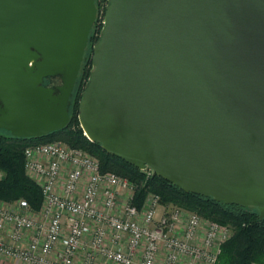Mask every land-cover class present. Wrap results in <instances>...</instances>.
<instances>
[{
    "label": "water",
    "instance_id": "95a60500",
    "mask_svg": "<svg viewBox=\"0 0 264 264\" xmlns=\"http://www.w3.org/2000/svg\"><path fill=\"white\" fill-rule=\"evenodd\" d=\"M96 18L95 0H0V130L68 126ZM91 66L77 110L90 142L264 219V0H107Z\"/></svg>",
    "mask_w": 264,
    "mask_h": 264
},
{
    "label": "built area",
    "instance_id": "2783aa9c",
    "mask_svg": "<svg viewBox=\"0 0 264 264\" xmlns=\"http://www.w3.org/2000/svg\"><path fill=\"white\" fill-rule=\"evenodd\" d=\"M24 158L27 175L40 187L42 206L32 212L24 201L0 202V259L135 264L142 249L137 264H214L230 237L228 228L194 213L183 223L187 212L179 208L157 218V195L148 196L143 213L127 206L119 215L117 200L134 185L114 172H102L98 159L81 149L59 141L35 144L24 150ZM141 171L145 177L155 175L150 168Z\"/></svg>",
    "mask_w": 264,
    "mask_h": 264
},
{
    "label": "trees",
    "instance_id": "16d2710c",
    "mask_svg": "<svg viewBox=\"0 0 264 264\" xmlns=\"http://www.w3.org/2000/svg\"><path fill=\"white\" fill-rule=\"evenodd\" d=\"M96 22L89 34L88 43L92 39L97 40L93 38ZM88 43L85 60L81 64L70 98V107L68 108L70 120L66 128L40 138L29 139L14 138L8 132L0 130L5 133H0V173L2 174L0 202L24 201L32 212L40 210L42 193L39 185L25 171L24 150L35 144L59 141L69 147L81 149L98 159L102 172H114L128 178L135 185L137 184L134 200L137 207L141 206L146 195L151 192L157 194L160 202L164 205H174L228 228L230 237L221 245L220 254L214 264H264V219H260L256 211L235 205H225L215 202L211 198L185 193L156 175H153L150 181H145V175L141 170L107 154L99 143H92L85 137L77 120V112L73 115L71 113V105L80 85L82 72L87 64ZM88 75L89 72H86L87 78Z\"/></svg>",
    "mask_w": 264,
    "mask_h": 264
},
{
    "label": "rangeland",
    "instance_id": "374dc122",
    "mask_svg": "<svg viewBox=\"0 0 264 264\" xmlns=\"http://www.w3.org/2000/svg\"><path fill=\"white\" fill-rule=\"evenodd\" d=\"M106 6H107V0H97V18H96V21L97 22H96V25H95L96 28H94V32H93V38H95L97 40L94 41L92 39L88 43V49H87V64L85 65V69L82 72V78H81V81H80V85L77 88L76 94L74 95L73 100H72V105H71V113H72V115L77 112V110H78V103H79V100L81 98V95H82L84 89L86 88V86H87V84L89 82L90 72H91V69H92V66L90 67V62H91V57H92V53H93V47L98 43V41L100 39V36H101L102 27H103L102 20H104ZM86 72H89L88 78L85 76ZM86 82H87V84L85 85ZM44 84L46 86L55 88L56 86L60 85L61 83H60V79H54V78L53 79H50V78H47L45 80ZM76 106H77V108H76ZM69 107H70V105H69ZM0 133L1 134H5L4 132H1V131H0ZM52 142H56V141H52ZM0 178H2V174L1 173H0ZM124 178H126V177H124ZM151 178L152 177H147L146 176L145 177V181L146 180H149L150 181ZM126 179L129 180L128 178H126ZM130 182L134 185V188L132 190L125 191V192L121 193V197H119L118 200H117V205H116L115 211L119 215H122L123 214L124 209L127 206H134V207L137 208V210L140 213H143L144 210L147 207V198H148V196L149 195H157L155 193L149 192L146 195L145 199L142 201L141 206L140 207H137L136 204L134 203V200H135V190L137 189L138 185L137 184L135 185V183L132 182V181H130ZM176 208L177 207H175L174 205H171V204H167V205L162 204L160 202V199H159V207H158V210H157V218H159L167 210L176 209ZM181 210H183V209H181ZM183 212H185V213L187 212L186 215H183V217H182L183 218L182 219V222L184 223V221H186L188 215L189 214H193V212H189V211H186V210H183ZM202 219L204 221H209V220H206L204 218H202ZM40 220L44 221L45 219H40ZM110 242H111V240H110ZM110 242L107 241V244H110ZM81 254L82 255H85V253H84L83 250L81 251ZM141 255H142V249H139V251H137V253H136L135 257H134L135 264H137L140 261ZM160 257H162V255H160ZM159 260H160V258H159Z\"/></svg>",
    "mask_w": 264,
    "mask_h": 264
},
{
    "label": "crops",
    "instance_id": "0c3cea01",
    "mask_svg": "<svg viewBox=\"0 0 264 264\" xmlns=\"http://www.w3.org/2000/svg\"><path fill=\"white\" fill-rule=\"evenodd\" d=\"M0 264H14L9 260L0 259Z\"/></svg>",
    "mask_w": 264,
    "mask_h": 264
},
{
    "label": "flooded vegetation",
    "instance_id": "af4514ba",
    "mask_svg": "<svg viewBox=\"0 0 264 264\" xmlns=\"http://www.w3.org/2000/svg\"><path fill=\"white\" fill-rule=\"evenodd\" d=\"M95 5H96V8H97V0H95ZM87 43H88V42H87ZM86 47H87V46H86ZM53 78H54V79H59V77H50V79H53ZM46 79H47V78H46ZM46 79L43 80V85H44V86H46V85L44 84V82H45ZM47 87H49V86H47ZM51 88H53V87H51Z\"/></svg>",
    "mask_w": 264,
    "mask_h": 264
},
{
    "label": "bare ground",
    "instance_id": "6f19581e",
    "mask_svg": "<svg viewBox=\"0 0 264 264\" xmlns=\"http://www.w3.org/2000/svg\"><path fill=\"white\" fill-rule=\"evenodd\" d=\"M85 135H86V133H85Z\"/></svg>",
    "mask_w": 264,
    "mask_h": 264
}]
</instances>
